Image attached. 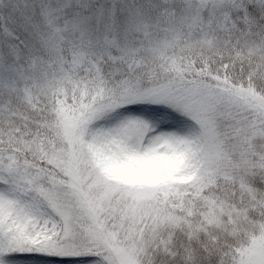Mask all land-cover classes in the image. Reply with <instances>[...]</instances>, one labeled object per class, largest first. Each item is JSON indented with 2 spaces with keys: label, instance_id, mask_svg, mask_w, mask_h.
I'll return each mask as SVG.
<instances>
[{
  "label": "snow or ice",
  "instance_id": "1",
  "mask_svg": "<svg viewBox=\"0 0 264 264\" xmlns=\"http://www.w3.org/2000/svg\"><path fill=\"white\" fill-rule=\"evenodd\" d=\"M0 264H264V0H0Z\"/></svg>",
  "mask_w": 264,
  "mask_h": 264
}]
</instances>
